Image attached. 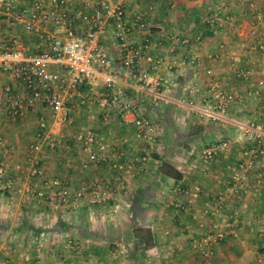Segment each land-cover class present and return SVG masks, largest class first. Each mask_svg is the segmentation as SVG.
Segmentation results:
<instances>
[{
    "label": "crops",
    "instance_id": "crops-1",
    "mask_svg": "<svg viewBox=\"0 0 264 264\" xmlns=\"http://www.w3.org/2000/svg\"><path fill=\"white\" fill-rule=\"evenodd\" d=\"M109 1L123 5L130 27L122 41L109 26L103 43L113 58L111 69L120 77L122 99L131 109L122 113L109 107L108 120L103 121L94 102L104 92L99 81L88 104L71 108V126L53 127L62 136L63 147L55 150L43 145L37 156L49 177L61 178L74 189L107 183L115 199L73 209L37 196L23 200L27 146L47 110L38 103L17 120L0 112L1 153L11 173L22 177L16 193L0 194V260L8 264H201L199 238L213 223L221 227L231 223V233L214 244L213 264H264V158L243 188L227 200H217L231 184L229 166L240 158L242 125L254 120L264 123V52L250 47L263 25L256 23L239 0ZM253 1L264 15V0ZM14 5L23 10L29 0H14ZM78 5L79 0H68L67 8L73 29L83 31L86 24L75 14ZM215 11L231 14L232 22L206 26L205 19ZM7 19L0 8V42L16 36L29 50H42L34 33L21 22L9 25ZM196 34L201 35L198 41ZM168 35L189 41H170ZM146 42L149 54L160 59L146 82L158 74L163 77L157 99L137 91L136 79L120 64L128 47ZM193 56H199L203 64L193 65ZM250 67V75L241 74ZM212 78L231 96L226 113L216 119L204 108ZM7 82L17 85L1 73L0 87ZM137 114L148 116L158 127L155 156L144 169L117 170L112 167L113 152L123 149L133 158L143 151L133 133L132 119ZM83 130L93 131L112 148L109 160H87L74 139ZM220 140L228 142L222 154L211 162L202 160L201 149ZM260 174L262 181L256 183ZM176 183L198 185L199 195L175 192ZM33 184L40 188L38 180ZM175 203L184 204L187 210L177 213ZM70 238L77 241L78 250L65 247Z\"/></svg>",
    "mask_w": 264,
    "mask_h": 264
},
{
    "label": "built area",
    "instance_id": "built-area-1",
    "mask_svg": "<svg viewBox=\"0 0 264 264\" xmlns=\"http://www.w3.org/2000/svg\"><path fill=\"white\" fill-rule=\"evenodd\" d=\"M247 13L256 23L263 25L250 47L264 52V15L255 6L253 0H239ZM68 0H29L25 9H18L14 0H0V8L8 16L7 23L13 25L21 22L24 28L34 33L43 48L39 52L31 51L16 37L0 42V74H8L17 85L10 82L0 87V112L9 118L17 120L29 108L42 104L47 110L46 115L38 119L34 139L28 144L27 176L24 186L23 200L37 196L44 202L57 203L66 209H73L81 204L97 206L107 203L112 196L107 183L97 182L88 188L74 189L65 180L49 177L37 153L43 145L49 148L61 146V135L54 130V126L71 125V108H79L89 103L91 92L99 81L104 92L94 98V102L102 113L103 121L108 120L106 110L109 107L125 112L131 109L130 104L122 99L121 80L118 73L111 69L113 58L103 43L109 26L119 40L125 41L129 24L125 9L121 4H113L109 0H79L75 14L83 20L86 28L83 31L73 29V16L68 8ZM232 15L218 11L210 14L204 21L206 26H223L232 22ZM55 30L63 31L64 34ZM252 32H255L253 27ZM170 41L186 44L187 37L168 35ZM201 39L200 34L194 40ZM148 42L138 47H128L120 56L121 67L136 79L135 88L143 94L150 93L155 99L160 97L163 77L155 76L147 85L151 71L160 64L159 58H153L148 52ZM174 48L170 47V51ZM193 65L203 64L199 56L190 60ZM138 71V74H137ZM252 68L241 70L242 75H250ZM208 96L205 98V112L213 119L222 117L231 102V96L223 89L216 78L208 84ZM133 133L143 147L140 155L128 158L123 149L110 154L111 147L98 140L91 130H83L74 134L80 150L91 162H102L110 159L112 167L117 170L137 167L144 169L152 156L158 138L157 125L146 115L137 114L132 119ZM243 146L240 158L235 165L229 166V188L217 196L222 202L232 194L237 193L249 181L257 163L264 158V123L259 120L250 121L241 127ZM4 140L0 135V194H14L18 191L17 183L21 176H14L6 163L2 151ZM226 140L216 141L201 149L202 160L211 162L218 158L226 149ZM20 168V165H17ZM38 180L40 188H35L33 182ZM254 181L260 183L262 175ZM173 190L179 194L197 197L200 192L198 185L192 187L180 183L173 185ZM177 213L185 212L187 207L182 203H175ZM235 220L234 214L229 215ZM231 233V223L225 227L217 223L211 224L203 234L197 247L202 255L201 264H213L214 244L224 240ZM65 247L69 250L79 248L77 241L68 239ZM0 264H7L0 260Z\"/></svg>",
    "mask_w": 264,
    "mask_h": 264
},
{
    "label": "rangeland",
    "instance_id": "rangeland-1",
    "mask_svg": "<svg viewBox=\"0 0 264 264\" xmlns=\"http://www.w3.org/2000/svg\"><path fill=\"white\" fill-rule=\"evenodd\" d=\"M74 122V121H73ZM68 126H71V125H68ZM64 140H63V138L61 137V146L60 147H58V148H52V149H55V150H58V149H61L62 147H63V144H64V142H63ZM49 147V146H48ZM61 179V178H60ZM63 180V179H62ZM113 196V195H112ZM111 200V199H110ZM55 203V202H54ZM56 204V203H55ZM104 204H106V203H104ZM104 204H102V205H104ZM65 244H66V242H65ZM79 248H77L76 250H78ZM212 260H213V258H212ZM7 262V261H6ZM213 262V261H212ZM8 264V263H7Z\"/></svg>",
    "mask_w": 264,
    "mask_h": 264
},
{
    "label": "trees",
    "instance_id": "trees-1",
    "mask_svg": "<svg viewBox=\"0 0 264 264\" xmlns=\"http://www.w3.org/2000/svg\"><path fill=\"white\" fill-rule=\"evenodd\" d=\"M152 155L155 156V154L152 152ZM177 179V178H176Z\"/></svg>",
    "mask_w": 264,
    "mask_h": 264
}]
</instances>
